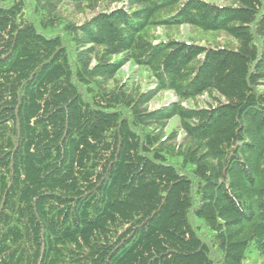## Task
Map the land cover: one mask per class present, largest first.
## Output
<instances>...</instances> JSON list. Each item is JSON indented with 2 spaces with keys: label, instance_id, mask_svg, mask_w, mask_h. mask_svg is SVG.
Returning <instances> with one entry per match:
<instances>
[{
  "label": "trees",
  "instance_id": "1",
  "mask_svg": "<svg viewBox=\"0 0 264 264\" xmlns=\"http://www.w3.org/2000/svg\"><path fill=\"white\" fill-rule=\"evenodd\" d=\"M256 262L264 0H0V264Z\"/></svg>",
  "mask_w": 264,
  "mask_h": 264
},
{
  "label": "rangeland",
  "instance_id": "2",
  "mask_svg": "<svg viewBox=\"0 0 264 264\" xmlns=\"http://www.w3.org/2000/svg\"><path fill=\"white\" fill-rule=\"evenodd\" d=\"M211 2H215V3H222L224 1L227 0H208ZM70 11V10H69ZM67 11V12H69ZM70 13V12H69ZM89 15V13H88ZM82 16L80 15V18ZM157 35L160 37H163L165 34H171L173 36H178L179 38H183V39H187L188 37H194V38H198L200 40H210L211 42L214 40H218V41H225V38L223 35H210V34H203L200 31H198L195 28L192 27H186V26H182L179 29H172V30H163L162 28L158 29L156 31ZM201 36H205L203 38H201ZM145 72L138 68L137 66H133L131 64H125L121 71L118 73V77L119 78H126L128 76L130 77V80H134L136 82H142V85H145V80H144V76H145ZM173 98V95H171V93L169 92H163L162 94H160L158 97L154 98L151 102H150V107H157L158 105H160L161 103L165 102L166 100H170ZM201 103V101H200ZM178 122V117L174 116L172 119H170V121L168 122V125L166 127V131L171 130L172 128H175ZM255 264H264V262H256Z\"/></svg>",
  "mask_w": 264,
  "mask_h": 264
}]
</instances>
